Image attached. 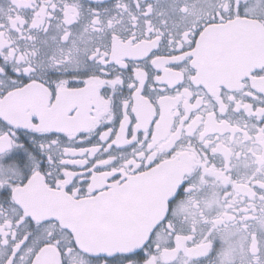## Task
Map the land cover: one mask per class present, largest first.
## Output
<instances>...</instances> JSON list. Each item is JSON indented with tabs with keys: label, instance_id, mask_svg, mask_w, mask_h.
Wrapping results in <instances>:
<instances>
[{
	"label": "snow or ice",
	"instance_id": "6c2138e0",
	"mask_svg": "<svg viewBox=\"0 0 264 264\" xmlns=\"http://www.w3.org/2000/svg\"><path fill=\"white\" fill-rule=\"evenodd\" d=\"M0 264H264V0H0Z\"/></svg>",
	"mask_w": 264,
	"mask_h": 264
}]
</instances>
